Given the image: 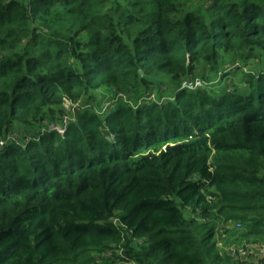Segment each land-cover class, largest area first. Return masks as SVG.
Listing matches in <instances>:
<instances>
[{"label":"trees","instance_id":"trees-1","mask_svg":"<svg viewBox=\"0 0 264 264\" xmlns=\"http://www.w3.org/2000/svg\"><path fill=\"white\" fill-rule=\"evenodd\" d=\"M2 140L0 264H256L264 0H0Z\"/></svg>","mask_w":264,"mask_h":264},{"label":"built area","instance_id":"built-area-1","mask_svg":"<svg viewBox=\"0 0 264 264\" xmlns=\"http://www.w3.org/2000/svg\"><path fill=\"white\" fill-rule=\"evenodd\" d=\"M206 84V81L201 76H191L182 80L181 88L187 89H197ZM69 101V104L67 103ZM65 105L69 109H73L76 105L71 100L67 99ZM67 121V118H66ZM59 132L64 133L66 127L63 125L57 126ZM4 141L2 140L0 144L2 145ZM237 226L241 227L242 224L237 222ZM236 258H241L244 260L254 261L256 264H264V240L258 241H246L244 243L234 244L227 249ZM119 264H131L130 262L121 261Z\"/></svg>","mask_w":264,"mask_h":264},{"label":"rangeland","instance_id":"rangeland-1","mask_svg":"<svg viewBox=\"0 0 264 264\" xmlns=\"http://www.w3.org/2000/svg\"><path fill=\"white\" fill-rule=\"evenodd\" d=\"M201 73L197 74V75H200ZM227 77L224 78L223 82L226 81L228 82L227 80ZM232 78L235 80V76H232ZM220 80L216 81V84H219ZM222 81V80H221ZM101 94H103L101 92ZM101 100H102V96L99 97ZM67 103L69 104V101H67ZM107 104V105H106ZM109 103H105L104 106H108ZM233 224L231 225L230 227V231H223V230H219V233L217 234L218 236V244L219 245H222V248L223 250H226L230 248V246L234 245V244H239V243H244L246 242L249 238H245V237H242V226L241 227H238L237 226V223H235L234 221H231ZM229 222V223H231ZM229 225V224H228ZM258 240H264V238H259V239H250L249 241H258Z\"/></svg>","mask_w":264,"mask_h":264},{"label":"crops","instance_id":"crops-1","mask_svg":"<svg viewBox=\"0 0 264 264\" xmlns=\"http://www.w3.org/2000/svg\"><path fill=\"white\" fill-rule=\"evenodd\" d=\"M233 223L231 222V223H229V227H231V225H232ZM247 241H249V239L247 240Z\"/></svg>","mask_w":264,"mask_h":264}]
</instances>
